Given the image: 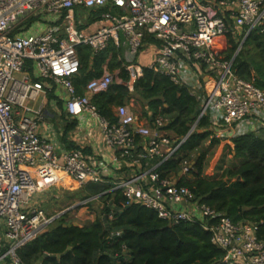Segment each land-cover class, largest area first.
I'll list each match as a JSON object with an SVG mask.
<instances>
[{"label": "built area", "instance_id": "built-area-1", "mask_svg": "<svg viewBox=\"0 0 264 264\" xmlns=\"http://www.w3.org/2000/svg\"><path fill=\"white\" fill-rule=\"evenodd\" d=\"M92 9L103 11L87 25L83 10ZM228 28L244 37L257 28L264 31V0H0V264H26L18 250L54 219L33 197L66 181L77 187L106 182L110 191H122L126 204L150 208L172 224L201 221L224 252L225 264H264V242L255 224L233 222L155 167L116 174L127 159L137 163L159 154L161 164L189 133L172 141L158 130L168 124L167 116H155L152 129L139 125L138 115L125 104L117 107L116 122L101 116L91 97L114 82L106 66L86 83L83 94H77L72 81L80 68L77 46L97 53L109 43L126 44L134 58L145 38L153 37L157 53L148 67L188 88L199 100L198 118L208 116L220 140L229 142L249 131L263 135L264 89L240 77L232 59L217 56ZM124 66L133 84L142 67L133 59ZM50 94L75 119L84 112L91 116L111 160L86 156L78 147L58 153L52 140L39 133ZM136 135L147 137L144 152L136 148ZM181 166L180 174L188 173L191 160Z\"/></svg>", "mask_w": 264, "mask_h": 264}, {"label": "trees", "instance_id": "trees-1", "mask_svg": "<svg viewBox=\"0 0 264 264\" xmlns=\"http://www.w3.org/2000/svg\"><path fill=\"white\" fill-rule=\"evenodd\" d=\"M83 11L89 25L103 10ZM230 28L223 35L224 47L217 56L222 60L232 59L236 73L251 79L254 70L251 60L237 50L236 39L241 35ZM244 38L245 45L251 44L256 49L260 64L256 71L264 75V31L257 28ZM76 51L80 68L72 81L77 94H83L86 83L100 76L104 66L110 71L117 69L121 83L114 81L105 92L91 97L100 115L116 122L112 107L123 105L133 96L152 110L153 117L169 118L161 129L170 130L175 137L189 133L186 141L157 167V171L162 177L176 176L184 160H193L194 154L189 152L200 150L188 171L193 178L182 177L178 183L187 186L199 202L225 213L233 222L255 224L257 237L264 242V134L249 131L231 138L227 143L229 154L239 162L224 168L219 176L208 178L203 175L205 152L201 148L211 136L210 121L206 115L196 121L200 103L187 87L145 66L130 92L126 86L128 71L121 59L122 47L109 43L106 49L94 53L89 46L79 45ZM26 68L31 69L30 61L26 62ZM255 84L264 89V78L258 77ZM48 97L55 98L52 94ZM217 143L219 141L213 139L210 145ZM109 189L110 184L106 182L81 186L83 197L97 196L102 202L95 219L77 226H67L70 222L65 218L51 222L44 232L18 250L21 260L26 264H35L40 257L43 259L39 264H225L224 252L211 242L210 233L201 221L169 223L150 208L138 203L126 204L122 191Z\"/></svg>", "mask_w": 264, "mask_h": 264}, {"label": "crops", "instance_id": "crops-1", "mask_svg": "<svg viewBox=\"0 0 264 264\" xmlns=\"http://www.w3.org/2000/svg\"><path fill=\"white\" fill-rule=\"evenodd\" d=\"M239 30V29H236ZM122 48H125L127 50V45H123ZM157 53V41L153 37H146L144 46L136 56V59L134 61V64L140 67H148L150 63H152L155 59ZM123 57V63H128L130 61V56L126 53ZM125 60V61H124ZM105 67V66H104ZM106 69H108L106 67ZM109 70V69H108ZM110 71V70H109ZM114 74L115 79L114 81L116 83H121V79L118 77V70L110 71ZM205 77V76H204ZM126 86L128 87L129 91H133V84H129L126 82ZM47 100V101H46ZM46 103V109H58L57 107H61L64 112H66L63 102L57 100L55 102L54 99H49L47 97L45 99ZM44 103V104H45ZM129 108H131L135 114L139 117V125H145L152 129H155V125L153 122V113L152 110L149 109L147 106L143 105L140 100H137L133 96L128 98L125 103ZM118 106L112 107V112L114 115H116V110ZM49 112V113H48ZM199 115V114H198ZM199 118L196 119V121ZM196 121L193 124L191 131L194 130L196 126ZM74 122V125L72 123ZM136 126V125H135ZM134 126V127H135ZM211 133V136H209L205 141L203 142L201 151L205 152V156H207L208 152L211 150L210 148H214L215 146L221 144V141L219 137L215 135L214 128L212 126H209ZM162 135H170L167 129H158ZM39 133L46 136L48 139L52 140V142L56 146L57 152H62L66 149L71 148H81L84 149V153L86 156H92L95 155L97 159H102L104 161L111 160V152L109 149H107L101 138L100 129L97 126L96 122L91 118V116L84 112L79 118L75 119L73 116L68 115L66 112V115H55L52 111L47 110V114L43 118V120L40 122L39 125ZM200 131V129H199ZM217 134V132H216ZM166 136V135H165ZM173 138H170L173 140L178 139L179 137H175L172 135ZM213 139L218 140L219 143L215 144L214 146H211V142ZM136 141H137V150L138 152H144L147 147V137L136 135ZM225 143H228L227 140H223ZM200 150H193L189 152V154H194V158L191 161V166H194L196 158L199 156ZM231 155V154H230ZM133 158H136L135 156ZM161 158V155H154L151 157H147L145 159L140 158L141 160H138L137 163H130L128 162L129 159L124 161V164L122 165L123 168L117 169L116 174L117 175H124V174H131L135 173L137 171L141 170H149L155 167V169L160 165L158 164L159 160ZM230 158H233V154L230 156ZM223 158L219 160V164L216 166H205L206 162H204V169H203V175L208 178H214L215 176H219L224 168L228 167L229 165H224ZM158 164V165H157ZM157 165V166H156ZM115 166V165H112ZM131 166V167H130ZM168 176L174 177L178 179L182 177H186L188 179H192L193 176H191L188 173H181L180 171L175 176L173 174H169ZM226 179V177H224ZM74 184L71 185V189H77V186ZM74 187V188H73ZM80 188V187H79ZM97 210L93 209H86L84 213H88L86 217H84L86 220L85 222H91L95 219ZM78 216H80V211H78ZM68 222V221H67ZM71 223V222H70ZM83 224V223H81Z\"/></svg>", "mask_w": 264, "mask_h": 264}, {"label": "rangeland", "instance_id": "rangeland-1", "mask_svg": "<svg viewBox=\"0 0 264 264\" xmlns=\"http://www.w3.org/2000/svg\"><path fill=\"white\" fill-rule=\"evenodd\" d=\"M239 35H241L239 39V46L238 50H241L243 57H249L251 60V64L254 68L252 70V80L254 83L256 82L257 78H264L263 74H258L256 71V68L258 65V56L256 55V49L251 44H244V35L240 34V31L238 30ZM242 42V43H241ZM241 43V44H240ZM128 54L127 50L125 48H122V54L121 59L125 57L124 55ZM130 56V55H129ZM133 61H135L136 57L132 58ZM125 61V60H124ZM126 64V63H125ZM259 75V76H258ZM39 102V100H38ZM37 103L35 104V106ZM58 109H50L47 110L52 111L56 116L57 115H66V112L62 110L61 107H57ZM45 109V107H44ZM170 135L165 134L169 138L172 137V133L169 132ZM211 150L208 152L207 156L204 158V162H206L205 166H216L219 164V160L223 158L224 165H230L239 162V160L230 158L229 154V147L227 143H225L223 140L221 141V144L215 146L214 148H210ZM69 186V187H68ZM75 187V186H74ZM73 187V188H74ZM84 193H81L80 188L77 187V189H71V182L66 181L65 184L59 183L58 185L44 191L40 192L34 195L33 199L37 201V203L40 205V207L47 213L49 217H54L52 223L58 222L60 219L65 218L66 221L71 223H77V224H85L84 220H86L84 217L88 214L86 209H93L97 210L96 213L100 210L102 206V202L100 199L97 198V196H89V197H83ZM78 211H80V216H78ZM76 214V217L74 215Z\"/></svg>", "mask_w": 264, "mask_h": 264}, {"label": "water", "instance_id": "water-1", "mask_svg": "<svg viewBox=\"0 0 264 264\" xmlns=\"http://www.w3.org/2000/svg\"><path fill=\"white\" fill-rule=\"evenodd\" d=\"M237 42H239V39H236ZM242 43V42H241ZM240 43V44H241ZM238 50V49H237ZM204 79H206V77H204ZM71 225H74V226H77L78 224L77 223H70V224H67V226H71ZM68 250L70 249V247L67 248ZM46 256V255H44ZM57 257H60V254L57 255ZM43 259V257H40L39 260L37 262H35V264H39L40 261Z\"/></svg>", "mask_w": 264, "mask_h": 264}]
</instances>
